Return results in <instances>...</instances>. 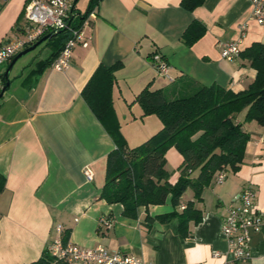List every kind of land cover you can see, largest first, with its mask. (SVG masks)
Segmentation results:
<instances>
[{
	"label": "crops",
	"instance_id": "1",
	"mask_svg": "<svg viewBox=\"0 0 264 264\" xmlns=\"http://www.w3.org/2000/svg\"><path fill=\"white\" fill-rule=\"evenodd\" d=\"M250 1L205 0L187 12L180 7L181 0H101L81 25L87 46L74 47L68 70L59 72L44 64L54 51L49 44L45 59L39 58L29 69L19 68L15 84L9 78L6 91L13 88L0 99V175L5 179L0 194V264L36 262L57 239V226L71 244L101 246L142 264L224 262L228 247L221 226L244 188L255 191V209L264 213V146L258 143L264 127L255 122L243 125L250 138L242 165L235 173L226 171L221 184L215 183L216 174L203 189L202 201L195 202L201 220L189 223L188 236L182 240L176 219L169 223L146 219L172 212L170 197L163 205L139 208L134 219L123 216L122 205L100 199L106 158L115 145L81 91L99 65L121 63L112 108L129 148L162 128L157 117H142L135 102L145 88L161 90L170 100L202 86L244 91L256 71L240 56L223 60L218 45L238 39V28L246 22L242 51L253 43L264 44L261 28L249 20ZM88 3L78 0L73 13L83 14ZM23 9L24 0H1L0 45L23 36ZM193 21L202 23L205 33L186 47L181 37ZM154 55L167 64L169 79L156 70ZM165 161L174 184L182 157L170 148ZM86 168L93 174L91 181L83 174ZM188 202H194L190 189L180 204ZM101 218L109 219L111 227L100 224ZM248 252L239 264H264V216L261 230L250 231Z\"/></svg>",
	"mask_w": 264,
	"mask_h": 264
},
{
	"label": "trees",
	"instance_id": "2",
	"mask_svg": "<svg viewBox=\"0 0 264 264\" xmlns=\"http://www.w3.org/2000/svg\"><path fill=\"white\" fill-rule=\"evenodd\" d=\"M100 1L89 0L86 11L79 17L71 18L70 14V28H81ZM204 1L181 0L180 7L192 12ZM204 33V25L193 21L182 34L181 42L190 47ZM48 34L50 32L37 41ZM69 35V30H64L41 44L54 47L51 56L44 61L46 66L49 67L58 56ZM239 56L256 71L254 81L244 91L234 93L216 85L202 86L189 95L170 100L161 90L143 89L135 100L142 109V117H157L162 128L134 148H129L122 137L112 108V88L121 63L97 67L81 91V97L115 145L106 158L105 183L100 199L122 205L123 216L134 219L139 208L163 205L170 197L172 212L146 219L160 223L176 219L179 238L183 240L188 236L189 223L197 224L201 220L195 202L202 201L203 189L219 172L235 173L243 163L245 145L250 138L243 125L255 122L264 127V44L253 43ZM3 74L0 73L1 87L5 84ZM170 148H175L182 157L179 177L174 184L169 182L165 170V154ZM4 184L5 179L0 175V194ZM188 189L193 192L194 202H188L181 209V197ZM67 239L64 233L63 242ZM30 264L68 263L45 250L36 262Z\"/></svg>",
	"mask_w": 264,
	"mask_h": 264
},
{
	"label": "built area",
	"instance_id": "3",
	"mask_svg": "<svg viewBox=\"0 0 264 264\" xmlns=\"http://www.w3.org/2000/svg\"><path fill=\"white\" fill-rule=\"evenodd\" d=\"M74 0H24L23 18L26 23L24 34L21 38L7 45H0V68L8 63L26 46L36 42L46 32L57 33L69 30V38L64 43L58 56L51 62L49 68L59 72L68 70L72 51L77 44L87 46L81 28L71 29L68 19ZM251 12L249 20L259 26L264 37V0H251ZM1 11V0H0ZM239 38L233 41L219 43L220 57L226 61L237 58L242 51L241 42L248 31V23L238 28ZM158 73L169 79L168 66L159 55L151 58ZM258 143L264 146V134ZM87 181H91L93 174L90 169L83 172ZM226 174L219 172L215 183L221 184ZM255 191L251 187L244 188L238 196V204L231 206L221 226V235L227 244V253L222 264H239L249 257L248 247L250 243V231L259 232L262 227L264 213L255 209ZM181 209L184 206H180ZM111 221L101 218L100 224L107 229L111 227ZM57 239L50 242L47 252L68 264H142L139 260L123 256L116 252H110L104 247L82 248L62 240V228L56 227ZM217 256V254H215Z\"/></svg>",
	"mask_w": 264,
	"mask_h": 264
},
{
	"label": "rangeland",
	"instance_id": "4",
	"mask_svg": "<svg viewBox=\"0 0 264 264\" xmlns=\"http://www.w3.org/2000/svg\"><path fill=\"white\" fill-rule=\"evenodd\" d=\"M80 5V2L78 4V7ZM50 52V48H48L45 45H41L38 48H36L35 50H33L32 52L26 54L25 56H23L22 58H20L14 68L11 70V72L9 73V78L12 79V83L15 84V82L17 81V79H14L15 75L17 74L19 68L21 67H25L29 69V67H31L33 65V63H35L36 60H38L39 58L41 59H45L48 54ZM7 68V64L3 65L1 67V73H4L5 70ZM15 86V85H13ZM13 87L10 88V90H12ZM10 90L6 91V93L11 92ZM131 115V114H130Z\"/></svg>",
	"mask_w": 264,
	"mask_h": 264
},
{
	"label": "water",
	"instance_id": "5",
	"mask_svg": "<svg viewBox=\"0 0 264 264\" xmlns=\"http://www.w3.org/2000/svg\"><path fill=\"white\" fill-rule=\"evenodd\" d=\"M78 0H74L73 4H72V8H71V18L73 17H79L81 14L80 13H73V7L76 5ZM68 26L70 25V22L67 24ZM57 34H60V32L57 33H50L46 36H44L43 38H41L39 41H37L35 44H33L32 46L20 51L8 64L4 74H3V78L5 81V84L1 87L0 89V99L2 98L4 92L9 88L10 86V82H9V73L11 72L14 64L23 56H25L26 54L32 52L33 50H35L39 45H41L42 43H44L46 40H49L50 38L56 36Z\"/></svg>",
	"mask_w": 264,
	"mask_h": 264
}]
</instances>
